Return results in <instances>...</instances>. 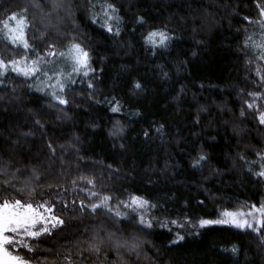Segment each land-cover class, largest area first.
I'll return each instance as SVG.
<instances>
[{
  "label": "trees",
  "instance_id": "obj_1",
  "mask_svg": "<svg viewBox=\"0 0 264 264\" xmlns=\"http://www.w3.org/2000/svg\"><path fill=\"white\" fill-rule=\"evenodd\" d=\"M36 2L47 0H0V28L11 13L27 9L29 43L39 50L53 44L63 49L75 37L90 50L95 71L87 81L68 86L67 104L29 87L17 74L0 83V156L12 161V170L27 168L21 179L32 167L41 174L23 192L0 187V201L47 200L64 220L50 234L30 241L35 252L20 254L33 264H68L66 256L75 264H101L103 255L98 260L89 253L87 241L103 223L127 238L140 237L139 261L134 253H124L129 264H264V246L252 230H142L135 221L117 225L104 209L95 215L82 209L81 200H92L77 189L86 181L79 177H95V191L117 198L144 195L159 203L152 211L155 217L181 223L185 216L213 218L221 208L264 201V176L257 175L264 165V124L248 107L253 92L262 94L259 103L264 101V81L255 70L259 65L264 74V60L259 49L245 44L249 35L262 39L264 0H108L123 18L119 36L108 32L102 19H91V4L104 0H68L74 14L61 10L51 18L44 15L49 7L38 9ZM162 26L174 39L153 52L144 36ZM27 51L0 34L4 59ZM137 80L142 89L134 87ZM116 100L120 112L111 110ZM117 121L123 131L113 135ZM201 151L208 161L193 167ZM177 232L183 240L176 239ZM233 245L240 249L235 254ZM109 258L117 260L115 251Z\"/></svg>",
  "mask_w": 264,
  "mask_h": 264
},
{
  "label": "snow or ice",
  "instance_id": "obj_2",
  "mask_svg": "<svg viewBox=\"0 0 264 264\" xmlns=\"http://www.w3.org/2000/svg\"><path fill=\"white\" fill-rule=\"evenodd\" d=\"M45 6L49 7V11L44 13L45 17L48 18L59 16L61 10L67 16L74 14L68 0H47L46 4L35 3V7L41 10ZM97 7L100 9L99 12L95 11ZM91 8L93 9L91 13L93 21L102 19L108 32L113 33L115 36L120 35L122 31L120 25L123 18L119 15L120 10L114 3L108 2V0H104V3L100 4L93 2ZM260 13L264 16V4L260 5ZM138 19L140 22L144 21L143 16ZM2 23L3 27L0 28V34H3L4 39L9 40L13 45L22 44L24 49L29 50V52L24 56L9 60H5L0 55V70L6 73L11 67L14 72L33 81L29 87L45 92L60 104L69 103L64 93L70 84L75 83L74 76L88 77L90 73L95 71L91 66L90 50L82 43L77 42L75 37L63 49H58L53 44L45 48L43 52L29 43L26 35V29L29 27L27 9L20 13H11ZM261 28L264 29V21H261ZM42 36L46 38L44 34ZM261 37L262 39L257 42L249 35L245 39V44H251L259 49V59L264 60V31L261 32ZM173 39L174 34L166 26L152 28L144 36L145 44L153 52L169 47ZM257 71L259 72L260 69H257ZM164 75L167 76V73H164ZM260 79L264 81V74L260 75ZM88 85L90 88L94 87L93 80H88ZM134 87L142 89L143 85L137 80L134 83ZM250 95L260 97L262 94L253 92ZM248 107L252 108L254 104L249 103ZM111 110L120 112L122 110L120 101L116 100ZM243 115L244 112L242 111L241 116ZM259 120L261 124H264V112L260 113ZM36 123L39 124L40 121L37 120ZM162 129L163 125L157 131ZM122 131L123 127L117 121L112 134L117 135ZM49 147L54 154L55 148L52 147L51 142H49ZM207 161L208 154L201 151L193 160V167H202ZM25 171H27L26 167H17L12 170V161H5L0 156V178H2L0 179V187L6 186L8 190L13 192H23L25 186L38 182L41 178V174L37 169L32 167L31 174L21 179ZM257 175L264 176V165L261 166V170ZM78 179L86 180L87 184L92 186L91 189L85 187L82 191L87 193L94 202L86 203L81 200L80 207L82 209H90L93 215L104 209L106 210L105 214L110 216L117 225L135 221L137 226H142V230L150 229L156 223H160V221L151 216L153 210L159 209L160 205L158 202L154 203L146 196L137 193H130L127 199L120 200L112 194H102L93 191L92 189L96 187L95 177L81 176ZM73 184H76V181H73ZM32 191L34 192L35 189L33 188ZM114 199L117 201L115 206L112 204ZM64 204L67 206V201H64ZM73 204H75V201H73ZM246 209L221 208L219 218L201 217L198 225L201 228L209 225H232L237 229H250L257 234L259 244L264 246V202L246 205ZM54 210L55 204L47 200L39 203L33 202L31 196L27 200L16 197L3 198L0 201V264H33L32 259L28 258L26 254L22 255L20 253L24 250L35 252L36 249L30 243L31 240L50 234L54 229L64 224V220L60 216L54 215ZM183 219L184 223L181 224L179 220L166 218V222L160 223V226L168 227L169 225L179 224L183 228L185 224L192 223L191 218L188 216ZM176 239L183 240L184 237L177 232ZM87 245V251L96 254L98 260L103 255L101 264H129L130 257H126L125 252L134 253L137 261H139L142 252V242L139 236L133 234L130 238H127L121 233L107 228L103 223L93 230ZM239 250L237 245L231 247L233 254ZM110 251H115L116 261L109 258ZM79 257L84 259L83 250L80 251ZM65 259L68 264H75V260L72 257L66 256Z\"/></svg>",
  "mask_w": 264,
  "mask_h": 264
},
{
  "label": "rangeland",
  "instance_id": "obj_3",
  "mask_svg": "<svg viewBox=\"0 0 264 264\" xmlns=\"http://www.w3.org/2000/svg\"><path fill=\"white\" fill-rule=\"evenodd\" d=\"M9 17V16H8ZM7 17V18H8ZM13 23H14V21H13ZM3 27V25L1 26V28ZM3 35V34H2ZM18 45V44H17ZM19 45H21L22 47H23V45L22 44H19ZM27 50V49H26ZM41 52H43V50H40ZM27 52H29V51H27ZM25 55V54H24ZM24 55H21V56H24ZM21 56H15V57H11V58H9V59H13V58H18V57H21ZM9 59H5V60H9ZM257 67V68H256ZM257 69H260V71L258 72L257 71ZM255 70H256V73H257V75L258 76H260L261 74H262V67L261 66H259V65H256L255 66ZM12 74H17V75H20V74H18V73H16V72H14L12 69H11V67H9V69H8V71L6 72V73H3L2 72V70H0V83L3 81V82H5V80H7L8 78H9V76L10 75H12ZM91 74V73H90ZM20 76H22V75H20ZM23 77V76H22ZM25 78V77H24ZM25 79H27V81H28V83H29V85H31L32 83H33V81L31 80V79H28V78H25ZM73 79L75 80V83L74 84H70V85H75V84H79V83H82L83 81H87V77H83V76H80V75H78V76H74L73 77ZM50 96V95H49ZM51 97V96H50ZM258 97H253V96H251V98H250V100H249V103H253L254 104V107H252L251 109L256 113V115H257V118L259 119V115H260V113L261 112H264V101L262 102V103H259V101H258ZM248 103V104H249ZM261 104V105H260ZM260 121V120H259ZM85 187H87V188H92V186L91 185H88L87 184V182L86 181H84V183L82 184V185H79L78 186V191L79 192H81L82 194H85L90 200H92V202H94V200L91 198V197H89L88 196V194L87 193H85L84 191H82V189H84ZM93 191H95L94 189H92ZM127 197L128 196H126V197H124V198H119L120 200H125V199H127ZM116 200L114 199L113 201H112V204H113V206H115V204H116ZM264 202V201H263ZM247 205H249V204H247ZM240 208H244L245 210H247L246 209V205L245 206H241V207H239V208H236V209H240ZM122 210H127V209H122ZM220 212V211H219ZM151 216L152 217H154V218H156L158 221H160V223H164V222H166V218H158V217H155L154 215H153V213L151 212ZM216 218H219V214L217 215V217H213V218H211V219H216ZM198 221H199V219L198 220H196V221H192V223H188V224H185V226H188V227H193V228H200L199 227V225H198ZM160 223H156L154 226H160ZM181 223V222H180ZM181 224H183V223H181ZM169 226H177V227H179V228H182V227H180V225L179 224H177V225H169ZM209 226H232V225H209ZM161 227V226H160ZM207 227V226H206ZM232 227H234V228H236L235 226H232ZM185 227H183L182 229H184ZM242 230H245V229H242ZM250 230V229H249ZM253 231V230H252Z\"/></svg>",
  "mask_w": 264,
  "mask_h": 264
}]
</instances>
